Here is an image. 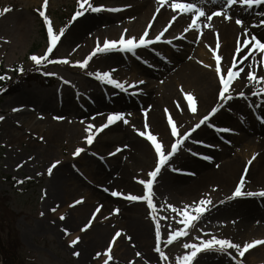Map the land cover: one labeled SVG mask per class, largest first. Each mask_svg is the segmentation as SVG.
<instances>
[{
    "label": "bare ground",
    "instance_id": "obj_1",
    "mask_svg": "<svg viewBox=\"0 0 264 264\" xmlns=\"http://www.w3.org/2000/svg\"><path fill=\"white\" fill-rule=\"evenodd\" d=\"M125 2L126 8L124 9L125 15L123 17H125V25H130L129 33L134 34L140 29L141 33L137 32L140 36L148 26V23L150 21L152 22V27L149 29L148 34L150 37H147V39L153 37L154 28L156 26L161 25L163 22H169L172 16H177V19L172 22V26L169 27L167 31L168 33L174 32L176 29H180L181 31L184 30L187 25L191 23L192 15H194V12L185 14L181 13L179 9L173 10L170 7V0L166 1L164 5H158L156 0H125ZM218 2H220V0H216V3ZM197 6L204 10L205 16L198 19V28L190 29V33L184 38V48L183 44L181 48H176L168 43L172 49L170 48L171 52L169 53L168 51L169 54L166 56L167 59L163 62L166 67L165 70L161 64L162 58L159 59L157 65L149 67L151 70L145 67L143 63H139L140 74L143 75V77L145 76L147 78L157 75L163 77L161 83L158 85H154L151 80L149 82L143 81V83L140 84L141 92L137 100H124V106H132L124 115V119L127 118L130 120L132 125L125 127L121 124H114L105 127L106 132L110 133L109 137L106 136L101 140V148L106 147V145L112 142H117L116 145L122 148V152L127 151L128 155L125 160L128 161L123 164L117 163L114 171L116 179L114 180L110 176V178H105L103 183H112L117 187V191L120 193H122L124 189L132 191L139 188L141 184L139 181L144 179V173L154 162L150 145L136 137L133 138L134 135H131L130 132V128L135 124H139L143 118L146 119L147 125L159 139V142H162L165 146V140H171L172 138L169 135L168 128L166 130L164 129V123L161 120V114L159 112V110L162 111L161 108L167 109V114L165 113L164 115H173L177 123H179V126L188 124V129L185 130L184 128H180L179 134L182 135L193 126V124L190 125V120L194 119L195 121V119L198 118L196 120V123H198L200 118L206 115L213 106L217 103L222 104L223 107L221 110L210 118L209 123L223 119V121L227 123L224 124L225 128L230 129L231 132L221 131V139H223L224 136H228L229 140H220L218 147L214 148L211 152L203 148H198L197 152L200 157L195 158V160L192 159L191 161L182 162V164L187 167L185 170H188L184 173L185 175L174 176L171 174H161V176L155 180V185L153 187L155 196H153V200L155 202V207L161 210L169 204L178 209H183L184 205H192L194 201H199L201 198L210 200L211 204L207 206L209 207L208 210L198 220V226H210V228L222 224L224 215L231 209V205L246 207L247 212L244 215L245 217L241 218L240 224L242 227L241 229L245 232L246 238H250L248 243H251L253 241L252 237L257 234H262V236L254 240H261L264 238V197H248L245 201L236 202H233V199L226 200L225 198L231 195L235 188V183L239 181L240 176L244 173L246 162L250 159L252 163L248 166L243 190L257 191L264 187L262 184L264 182V94L252 95L253 92H258L261 85L254 81H249L247 78L248 70H252L257 75H264V63H262L261 53L259 52L253 50L251 53H244L243 49L245 46L240 39L241 37L255 36L260 39L261 42H264V24H261V21L264 20V6L254 5L249 9L236 4L231 9L226 10L231 17L229 20H225L223 16H213L211 20L207 19L208 15L217 11L215 10L217 7L215 4L209 3L204 5L203 3H197ZM157 7L160 8L159 12L156 11ZM154 14L155 19H153ZM237 18L242 20L241 25L235 23ZM112 19L116 20V18H101L98 14L82 19L77 26L72 29V33L67 41L73 42L75 39H77V42L81 43L84 41L81 46L77 42H74V45L75 47L80 46L85 50L87 47H91V45L95 44L93 42L95 41L94 38L99 40L98 38L104 39L103 37L106 36H119L121 34H118L119 30L113 29L112 27L103 32L96 30L94 35L101 34L100 36L84 37V33L97 28L100 20L112 23ZM205 25H209V27H205ZM181 31H178V33ZM118 36L117 38H119ZM176 40L177 39H175V43H179ZM238 45L242 49L241 53L235 51ZM216 46H218V55L222 57L221 69L224 74L233 63L236 64L234 71H238L240 68L245 70L240 74V77H238L239 82L237 83L238 93L244 92V97H240L236 94L233 96V99L229 101L218 100L217 94L220 85L215 73L214 58L212 60L214 52H212V50H214ZM202 48L206 50L211 49V63L208 62V58H205L207 52H204L203 55L200 56ZM140 50L141 49H136L137 52ZM205 59L207 60L205 61ZM156 60L158 59L154 58L153 62ZM107 61H111L112 65L117 63L112 58H109ZM204 65H209V67H205ZM113 73L116 74L115 79L120 78L123 74L122 68L114 69ZM139 79H142V77H139ZM136 81L140 80L136 79ZM127 84H129V82H127L126 85ZM181 89L183 91H181ZM178 92H182L187 96H192V103L197 109L196 112L188 111L185 102L183 106L178 101ZM28 99L35 101L29 96ZM97 99L98 101L96 100L95 104L87 106L91 109L94 108L95 110H92V112H95L89 114L86 119H79L76 121L81 127L73 123L70 113L77 111L74 106L68 110V116L63 117V119H56V117H54V121L50 117L51 113H49V111H51V109L46 100L41 101L44 112L48 113L45 114L43 118L40 117L35 121V115L29 114L27 111L22 112L24 114L20 113V116L21 114L22 116L28 115V122L26 125L22 124V127L24 126V133L21 132L14 136L17 143L25 140L26 135H30L34 138L36 134L41 133L45 137L44 140H41L42 142L29 139L28 148L31 153L19 155L17 158L21 159L20 164L31 169L30 167L32 165L43 160V158L52 157V146L54 143H57L59 139L63 138V136L69 138L74 145H80V134L85 127L88 128V126L93 125V123L106 124L109 113H107L105 102L102 101L100 97H97ZM12 100L17 99L14 97ZM243 101L246 102L243 103ZM134 106H137V108L133 109ZM247 106L259 109L262 115L260 117L253 114L248 115V120L241 123L234 121L233 118L240 114L241 111L246 110ZM192 113L194 114L192 115ZM6 128H15L11 124V118L7 121ZM206 129H208V126L203 125L194 133H201ZM218 139H220V137ZM230 148L235 149L231 152L232 150H230ZM254 154L255 159H253ZM204 156L211 157V159H204ZM71 158L72 156H69L66 160H63V158L58 159L57 161H59V163L50 174L51 177L47 184V189L50 194L48 198V202H50L49 207L54 204V208H57L56 212L52 215H61L63 208L58 207L63 204L62 199H65V196L70 194L69 191L71 188H69V184H67V174L69 170L66 164ZM151 170H153L152 167L148 172ZM101 173L104 175L103 172ZM146 178H148V176ZM232 181H235V185L230 195L227 196L228 186ZM91 194L89 202H91V200H98L104 209L116 203L120 205L125 204L122 198L114 200L97 191H93ZM120 197H122V195ZM257 200L259 204L256 202L258 204L256 206L255 201ZM220 201L224 202L220 203ZM82 210L80 205L73 209L69 207L67 211L64 209V220H60L59 217L55 220L47 219L45 220L44 226H46V229L52 230L57 236L64 235V229L69 230L71 233L68 235L67 241L81 236L78 244L70 246L71 249L79 252L77 264H101L105 257L102 255L100 258L94 259L93 254L98 251L97 249L102 243V240H104L108 229L111 228L112 225H115V220L109 219L110 222H108V224L100 225L98 221L102 216V212L94 221L96 227L93 226L94 224L90 226L92 228H90L91 232H85L86 234L80 231L77 232L75 229L78 219L82 215ZM51 212L47 209V213L50 214ZM140 212L141 207L138 204L131 206L125 205L123 207L120 220H117V229L121 234L124 233V235L129 236L130 241L119 242V240H116L112 251L113 259L109 264H136L138 261H143L145 263L148 260L156 258L155 251L151 248L149 243V224L145 220L140 219L138 216ZM174 214L178 215L177 213ZM164 216L171 219L167 212ZM256 216L258 217V221L254 224L253 218H257ZM49 217L52 216H48V218ZM254 225L258 227H254ZM259 226L263 228L259 229L261 232H254V229L259 228ZM136 249L141 252L138 258L134 256ZM260 250L262 251L258 253ZM104 251L105 248L101 253L103 254ZM250 255L258 258V260L255 261L256 259L251 257L250 262H252V264H264V261L260 262L264 260V245L250 250L248 249L244 256L248 257ZM141 256L142 258L140 259ZM238 260L241 259L237 256L236 263L239 264ZM224 264H226L225 260Z\"/></svg>",
    "mask_w": 264,
    "mask_h": 264
},
{
    "label": "rangeland",
    "instance_id": "obj_2",
    "mask_svg": "<svg viewBox=\"0 0 264 264\" xmlns=\"http://www.w3.org/2000/svg\"><path fill=\"white\" fill-rule=\"evenodd\" d=\"M208 1L211 3V0H203L205 4ZM76 2L77 0H48L47 7L44 8L42 7L44 0H0V13H2V15H0V75L4 74L9 77V79L6 80V83L0 87L3 89V91H0V116L4 117L3 120H0V196L6 198L8 209L11 212L13 227L18 234L19 241L21 242L22 253L26 259V264H77L78 257L73 256L72 254L75 250L70 248L69 241H67L68 235L66 236L65 234H58L60 236L59 237L54 234L52 230H48L46 229V226H44L46 222L45 220H55L60 217L59 214L52 215L55 213L51 212V209L54 208V204L49 207L50 202H48V198L50 194L47 189V184L51 176L48 174L47 169L52 163H54V161H57L61 158L66 160V158L69 156H72V158L66 164L69 170V173L67 174V184H69V188H71V190L69 191L70 194L65 196V199H62L63 204L58 207L63 208L61 214L64 213V209L67 211L69 209V205H71L74 201L83 198V202L79 204L80 208L83 209V212L76 225L75 230L77 232L80 231L83 225L92 218V213L95 211L97 206L101 207V210L97 213L96 217H98L102 212L104 213H102V216L98 221L100 222V225H105L106 223L108 224V222H110L109 219L115 220V225H112L111 228L108 229L104 240H102V243L97 249L98 251L93 254L94 259L97 258L95 254L97 252L101 253L104 248L106 249L112 237L117 231H119L117 229V220H120L123 207L125 205L131 206L134 204H138L141 207V212L138 215L140 219L145 220L149 224V243L154 251L155 246H157L155 242V224L156 222H159L162 240V243L159 245V247L167 257V259H164L159 255V253L155 251V259L148 260L145 263L143 261H138L136 264H176V258L178 256L182 257L186 251L191 250L184 249L182 247L183 244H199L201 240L210 239L213 236L217 238L229 239L233 243L239 244L241 248H243L244 243H248L250 240V238H246L245 232H243L241 229L242 227L240 224L241 218L245 217L244 215L247 210L246 207L236 205L230 206L231 209H229L227 214L224 215L221 225L217 227L213 226V228H210V226H198L197 220L187 230L188 234L186 236L179 237L171 244L166 245L163 243V241H166L167 235L170 231H175L178 227H182V225L178 223L182 217L174 214L172 210L168 208V206L164 207L163 210L157 207H155L153 210H150L148 209L147 203L145 201H131L129 199H125V196L128 194L143 195L144 187L142 184H140L139 188L136 190L130 191L124 189V191H122V197L111 195L113 190L117 191V187L112 183L104 184L103 180L107 177L110 178V176L112 179H116L114 172L115 167L117 166V163L123 164L124 162L128 161L125 160L128 153L127 151L122 152V148L118 147L119 145H116L117 142H112L106 145V147L101 148V140L106 136L109 137L110 133L106 132L105 128L101 132L96 133L95 128L100 127L102 123H93L94 127L89 129V131L93 134L92 144H88L86 142L85 137L89 134V132H86L85 129L87 128L82 126L84 130H82L83 132L80 134V145H74L71 140H69V138L63 136V138L59 139L58 142L54 143L52 146V157L43 158V160L32 165L30 167L31 169H28L23 164H20L21 159L17 157L19 155L31 153L30 149L28 148L29 139L36 142H42L41 140L45 139V137L39 133L40 136L39 134H36L34 138H32L30 135H26L25 140L17 143L14 136L20 134L21 132L24 133V126L22 127V124L26 125L28 120V115L22 116L24 113L21 112V109H31L29 114L35 115L36 121L40 117L43 118L45 114H48L44 112V109L42 108L43 105L41 104L42 100H46L51 109V111H49V113H51L50 117L54 121V117L68 116V110L74 106L77 111L71 112L70 114L73 123L81 127V125L77 124L76 121L79 119H86L89 114L94 113L95 111L92 112V110L95 109H91L87 106L95 104L96 100L98 101L97 97H100L102 101L105 102L104 104L106 105L105 107L107 109V113L123 114V118L114 122V124H121L125 127H129L132 125V122L127 118L124 119V115L131 109L132 106H124L123 103L129 99L137 100L138 96L129 99L127 98L128 93L124 90L126 83H133L137 79L148 82L151 80L153 81L154 85H158L162 81L163 76L159 77L157 75L151 78H146L145 76L143 77V75L140 74L139 63L142 61L144 62V65L147 66V63L150 62L153 64L152 67H154L158 64L159 59L162 58L161 64L165 70L166 67L163 62H165L167 59L166 56L171 52V49H169L170 47H167V45L150 46L144 51L128 55L121 53L118 50L97 53L96 55L92 56L85 68L79 67L75 62L83 61L85 57H87L89 53H91L96 47L98 41L102 46L105 38L109 40L118 39V35H115V37L106 36L103 37L104 39L98 38L99 40L94 38L95 41L93 42L95 44L91 45V47H87L85 50L80 47L84 41L81 43L77 42V39H75L73 42H68L67 40L72 33V29L75 28L82 19H86L89 16L95 14H98L101 16V18L106 19L116 18V20L112 19V23L100 20L98 22L97 28L84 33V37L100 36L101 34L94 35L96 30L103 32L108 28L113 27V29L119 30L118 34L124 33L126 37L138 38L139 35L137 32L139 33L141 30L139 29L134 34L129 33L130 25H125V17H123L125 15L124 9L126 8L125 0H89V2L94 6L103 5L104 10L99 12L88 11L85 12L84 15L78 17L76 20H68V14H70V12L72 13L74 8L77 6ZM222 2L223 0H220V2L215 3V5L220 6ZM5 8L9 9V11L4 12ZM112 8H117L120 10L110 11L109 9ZM38 10L45 11V14L51 21L54 34L60 37L57 44L53 48L54 52L56 49L54 56L60 57V60L67 59L68 63L58 62L51 64L49 61H47V59L41 65H35L34 62L29 59L31 55H43L48 46V37L45 36V32L47 33V28L45 25L43 26V18L39 16ZM165 24L166 23L163 22L161 25L156 26L154 28L153 34L156 35ZM61 28H64L62 35L60 34ZM125 29L127 32H125ZM178 31L181 30L176 29L174 32H170L168 35V40L173 41L176 37V34H179L176 33ZM74 42L79 43L80 46L75 47ZM182 44L183 41H179V43H175L174 41L172 43L173 46L177 45L178 47H182ZM204 52H207V56L205 58H208V62L211 63V49L206 50L202 48L200 56H202ZM51 54L49 53V56H51ZM109 58H112L117 63L112 65L111 61H107ZM154 58L158 59L155 61V63L152 62L154 61ZM206 60L207 59H205V61ZM34 66H36L43 74L54 73V75H48L50 80H52L53 85L41 86L36 83H29L23 78H15V71L18 67L28 69ZM116 68H122L123 74L120 78L115 79L116 74L113 73V70ZM149 70L151 69L149 68ZM98 71H109L112 78L121 82L125 87L123 89L116 88L114 85L109 86L106 82L96 79L95 73ZM89 73H93V75H89ZM139 77H142V79H139ZM238 82V78L233 80L231 86L229 87V92L226 93V95H231L233 97L238 94ZM28 96L35 101L28 99ZM184 96L187 95L182 92H178L177 94L178 101L183 106ZM14 97H16L17 100H12ZM244 102L246 101H243V103ZM14 108L18 110L14 112ZM136 108L137 106H134L133 109ZM186 108L189 110L188 107ZM161 110L162 111L159 110V112L161 114V120L164 123V129L166 130L167 126L164 117L165 109L161 108ZM253 110H255L257 114L260 115L259 109H255L252 106H247L246 110L241 111L240 114L233 118L234 121H238L240 123L247 121L248 115H251ZM20 113H22L21 116L19 115ZM193 114L194 113H192V115ZM10 118L11 124L15 127L14 129L6 128V123ZM171 118L173 119L174 125L178 128V132L180 131V128H184L185 130L189 128L188 124L179 126V123H177V120L173 115ZM197 119L198 118H196L195 121L194 119L190 120V125H195ZM124 120H127L128 123H124ZM145 123L146 119L143 118L139 124H135L130 128V132L131 135H134L133 138L136 137L148 144V142L138 135L136 131H148L155 135L149 126L147 129H145ZM225 123L226 122H224L223 119L214 122V124L218 126H223ZM168 132L171 136V132L169 130ZM230 132L231 131H229V133ZM211 133L213 132L209 128L208 130L206 129L201 133H192L191 137L183 143L177 153L171 158L170 166L163 167L155 180L159 178L161 174H171L177 176L178 174L176 171L172 170L173 168L181 169L182 171L185 170L187 167L182 164V162L192 160L193 152H195L196 148L194 141L203 140L204 142L207 141L208 145H213L214 141L211 140L213 138ZM171 138L175 139L172 136ZM172 139L165 140V150H170L171 144L174 142ZM226 139L229 140V137L226 136ZM157 141L159 142L158 138ZM77 148H81L83 151H81L78 155L73 156V153ZM117 148L120 149L119 152L116 151ZM234 149L230 148V150H232L231 152H233ZM150 150L154 162L151 164L149 169L151 167L154 169L156 160L155 151L153 147L150 148ZM109 153H114V155H109ZM17 165L20 166L17 167ZM149 169H147V171L144 173L145 177L143 180H147L149 178H146L148 176L147 174ZM101 172H103L104 175ZM37 173H39V175H37ZM7 176L22 178L26 184L14 186L7 179ZM234 182L235 181H232L228 186L227 196L230 195L232 188L235 184H237H234ZM262 184L264 186V182ZM154 185L155 182L153 186H151L152 199L153 196H155V193L153 192ZM104 189H108V191H105ZM93 191L102 193L114 200L122 198L123 201H125V204L120 205L116 203L104 209L98 200H91V202H89V197L92 195L91 193ZM245 199V197H239V199H234L233 202L245 201ZM256 202L259 204L258 200L255 201V203ZM257 203L255 204L256 206L258 205ZM77 206L78 205L70 208L73 209ZM47 209L51 212L50 214L47 213ZM114 209L118 211H113ZM149 211L153 212V215L156 217V221H153L152 217L149 216ZM166 212L169 214L171 219H164V214ZM41 213H43V215H41ZM48 216L52 217L48 218ZM173 217H176V219H173ZM95 219L92 223L94 224V227H96L94 223ZM253 219L254 224H256L258 217ZM254 227L258 226L254 225ZM90 228L91 227L88 228L89 230L87 229V231L85 230L82 233L91 232L90 230L92 228ZM259 229L263 228L259 226V228L254 229V232H261ZM68 232L71 233L69 230ZM260 236H262V234H257L252 238L254 240ZM118 240L119 242H129L130 237L122 233L120 237H117V241ZM112 251L113 249L110 253L111 256ZM261 251L262 250L258 251V253ZM137 252H139V250L136 249L134 256L138 258L141 255V252H139V256L136 255ZM229 252L231 255L217 251L201 252L197 255L192 264H224V260L226 264H238L235 262V260H237V256L239 258L236 250L229 249ZM251 257H254V259H256L255 261L258 260V258L255 256H243L241 257L242 260L239 262V264H252V262H250ZM106 258L107 257L104 259ZM141 258L142 256L140 259ZM263 261L264 260H261L260 262ZM101 264H103V262H101Z\"/></svg>",
    "mask_w": 264,
    "mask_h": 264
},
{
    "label": "snow or ice",
    "instance_id": "obj_3",
    "mask_svg": "<svg viewBox=\"0 0 264 264\" xmlns=\"http://www.w3.org/2000/svg\"><path fill=\"white\" fill-rule=\"evenodd\" d=\"M158 5H164L166 3V0H156ZM48 0H44V3L42 7H47ZM211 3L215 4L216 0H211ZM78 9L74 13L72 20H76L78 17L84 15L85 12L91 11V12H99L104 10L103 5L94 6L92 5L89 0H77ZM239 4L241 6L247 7L251 9L254 5H262L264 6V0H224V4L220 6V9L217 11H214L211 13V15L207 16L208 20H211L213 16H223L225 20L231 19V17L228 15L227 11L228 9H231L234 5ZM170 7L175 10L179 9L181 13H193L191 23L187 25V27L184 29V32L189 31L190 29H196L198 28L197 21L200 17L205 16V12L201 7H198L196 3L193 2H176V0H173ZM110 11H119L120 9L112 8L109 9ZM9 11V9L5 8L4 12ZM39 16L43 18V23L47 28V36H48V46L47 50L44 52L43 55H31L29 59L34 62L35 65H41L43 62H45L48 59L49 53L53 51L54 46L57 44L59 40V36L55 35L53 32V27L51 25V21L49 17L45 14V11L38 10ZM157 12L160 11V8L157 7ZM2 15V13H0ZM153 19H155V14L153 15ZM177 19V16H172L171 20L168 22V24L165 26V28L158 33L153 39H147L149 34V29L152 27V22L150 21L148 26L144 29L143 34H141L138 38L136 37H126L124 33H121L119 38L116 40H109L107 38L104 39L103 44L97 42L96 47L92 50L91 53L83 61H76L75 63L81 67L85 68L88 64V61L92 58V56L96 55L97 53H105L110 50H118L121 52H135L137 48L140 47H147L148 45L154 43L155 41H160L164 32L168 30L169 27L172 26V22ZM235 23L237 25L242 24V20L237 18ZM261 24H264V20L261 21ZM205 27H209V25H205ZM64 32V28L60 29V34L62 35ZM125 32L127 30L125 29ZM243 42V45L245 46L243 49L244 53H251L253 50L261 53L262 63H264V42H261L260 39H258L255 36H246L240 38ZM168 43H171V41H168ZM237 53H241L242 49L238 45L235 49ZM214 59L216 62L215 66V73L219 77V91H218V100L223 101H229L233 99L231 95H226V93L229 92V86L233 82V80L240 77V74L244 72L245 70L243 68H240L238 71H234L233 69L236 67V64L233 63L231 67L227 70V77L224 75H221V60L222 57L219 55H216L213 53ZM243 58V57H241ZM49 62H61V63H68L67 59H62L59 61H49ZM205 67H209V65H204ZM18 72H23V67H18L16 69ZM114 71V70H113ZM46 75H54V73H45ZM89 75H93V73H89ZM96 79L106 82L107 84L114 85L116 88L123 89L124 85L120 83L119 81L112 78L111 73L109 71H103V72H96L95 73ZM247 78L249 81H254L257 84L261 85L259 87L258 92H253L252 95H259L264 94V75H257L252 70L247 71ZM9 79L7 75H0V81ZM138 83H143V81H139ZM0 91H3L2 88H0ZM181 91H183L181 89ZM240 97H244L245 93L240 92L238 93ZM187 100L189 102L188 107L192 112H196L197 109L192 103V96L188 95ZM223 107L222 104L217 103L215 106L211 108L210 111L207 112L206 115L202 116L199 120V122L195 125H193L188 131L184 132L182 135L179 134L178 128L174 125L173 119L171 116H168V125L171 126V136L174 139V142L171 144L170 150H165V147L162 143L157 141V137L153 134H151L148 131H140L136 130L138 135L141 137H146L148 141L151 142V146L154 148L155 151V167L153 170L148 172V179L147 180H140L139 183H141L144 187L143 195H132L128 194L125 196V199H129L132 201H145L147 203V207L150 210L155 209V205L152 199V192H151V186H153L155 182V178L159 175L161 169L165 166H170V160L171 158L177 153L179 148L183 145V143L191 137L192 133H194L197 129H199L202 125H209L210 118L215 116L218 111L221 110ZM18 109H13V111H17ZM165 113L167 114V109L165 110ZM123 114L122 113H110L107 116V122L106 124H102L100 127L95 128L96 133L101 132L105 127L108 125L113 124L114 122L121 120ZM4 117L0 116V120H3ZM56 119H63V117H56ZM124 123H128L127 120H124ZM212 127H215V125H210ZM93 125H89L87 129H85L86 132H89V134L85 137L86 142L88 144H92L93 142V134L89 131V129L93 128ZM148 128L147 123H145V129ZM220 131H231L230 129H220ZM194 143H203V141L196 140ZM83 149L77 148L75 152L73 153V156L78 155ZM117 152L120 151L119 148L116 149ZM190 151V150H189ZM109 155H114V153H109ZM193 155H197L196 153H193ZM204 159H211V157L204 156ZM31 159V158H30ZM253 159H255V154L253 155ZM59 163V161L54 162L48 169V174L50 175L52 173L53 168ZM252 163V160H248L244 166V173L240 176L239 181L235 185L234 190L232 191L231 195L226 197V200H231L233 198H239V197H254V196H260L264 197V188H261L257 191H245L244 183L246 179V174L248 171V166ZM20 165H17L19 167ZM173 171H182L181 169H172ZM39 175V173H37ZM105 191H108V189H104ZM112 196H121L122 193L113 190L111 192ZM83 202V198H80L76 201H74L69 207H74L76 205H79ZM224 201H220V203H223ZM211 204L210 200H206L204 198H201L199 201H194L192 205H184L183 209H178L174 207L173 205L169 204L168 208L172 210V212L177 213L179 216L182 217L178 221L182 227H178L175 231H170L167 235L166 241H163V243L171 244L173 241L177 240L179 237L186 236L188 234V229L194 224L195 221L199 220L200 217L203 215L204 212L208 210V205ZM56 208H52V212H56ZM100 207H97L95 211L92 213V218L89 219V221L83 225V227L80 229L81 232L87 230L93 223V220L96 217V214L100 211ZM118 211V210H113ZM191 213V214H190ZM43 215V213H41ZM149 216L152 217L153 221H156L155 215H153L152 211H149ZM60 220H64L65 217L63 214L60 215ZM164 219H167L165 217ZM173 219H176V217H173ZM64 234L70 235L67 229H64ZM121 236V232L117 231L115 235L112 237L111 242H109L107 248L105 249L104 253L97 252L95 255L97 258L107 257L103 260V264H109V261L112 259L111 256V249L113 247V243L116 242L117 237ZM80 237L77 236L74 239L69 240V245L73 246L76 245L79 242ZM155 242L157 247L155 248V251L159 253L161 257L164 259H167L165 256V253L161 250L159 245L162 243L161 240V227L159 222H156L155 224ZM255 245H264V240H253L251 243H244L243 248L239 244L233 243L229 239L226 238H217L215 236L211 237L210 239H203L200 241L199 244H188L185 243L182 245V247L186 250L191 249L190 251H186L182 257L178 256L176 258V264H192L194 259L197 257L198 254L201 252H209V251H217L221 253H227L231 255L229 252V249H235L237 254L241 257L244 256V253L246 250L252 248ZM73 256H78L79 252H73ZM137 256L140 255L139 252L136 253Z\"/></svg>",
    "mask_w": 264,
    "mask_h": 264
},
{
    "label": "trees",
    "instance_id": "obj_4",
    "mask_svg": "<svg viewBox=\"0 0 264 264\" xmlns=\"http://www.w3.org/2000/svg\"><path fill=\"white\" fill-rule=\"evenodd\" d=\"M18 72V71H17ZM38 72L33 69L18 72L19 76L36 79ZM5 81V80H3ZM15 180V179H13ZM16 181V180H15ZM7 213L2 204H0V255L3 264H25V261L20 253L19 244L12 229L7 224Z\"/></svg>",
    "mask_w": 264,
    "mask_h": 264
}]
</instances>
